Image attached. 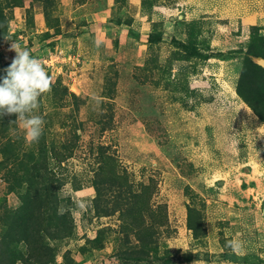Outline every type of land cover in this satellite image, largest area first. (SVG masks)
I'll return each instance as SVG.
<instances>
[{"label": "rangeland", "instance_id": "374dc122", "mask_svg": "<svg viewBox=\"0 0 264 264\" xmlns=\"http://www.w3.org/2000/svg\"><path fill=\"white\" fill-rule=\"evenodd\" d=\"M8 2L0 75L13 43L40 60L51 90L35 114L56 158L0 119L1 257L264 264V122L237 91L246 53L262 51L264 0ZM99 146L118 172L103 203Z\"/></svg>", "mask_w": 264, "mask_h": 264}, {"label": "trees", "instance_id": "16d2710c", "mask_svg": "<svg viewBox=\"0 0 264 264\" xmlns=\"http://www.w3.org/2000/svg\"><path fill=\"white\" fill-rule=\"evenodd\" d=\"M24 0H9V2L7 3V7L8 8H14V7H18L20 5H22ZM118 0H116L117 2ZM9 16L6 14L5 9H0V23H3V26L0 25V45L1 43L5 40V38L8 36V31H9ZM254 39H255V35H254ZM257 48L259 50L262 49L261 52L257 51L254 52L252 50H250L249 52L246 53V60L244 61V67L242 69L241 72V78L238 84V94L244 98L245 100H247L253 110L256 112V114L259 116L260 120L264 122V68L260 67L258 64H256V60L259 62H264V41L263 42H259ZM254 60V61H253ZM0 76H4V74H1ZM72 98L75 101H78L79 98L76 95H72ZM6 117V116H5ZM45 133L41 135L39 142H40V147H38L39 152L41 151L43 155H45V160L50 158V159H55L56 156L53 155V150L51 148H48L46 141L44 139ZM43 141V142H42ZM109 146H99L100 148V152L98 153L99 156V167L102 169V181L95 179L94 184L96 186V190L98 193V198L97 200L102 201V203L105 201L103 200L102 196H105V193H103L107 188L105 185H107L109 182H105V180L109 177L110 172L108 171V169H112L115 172H112L113 174L110 175L112 176H116L118 174V172H116V156L113 154H107L108 148ZM71 147L65 145V150L69 153L71 152ZM72 154H69V156H71ZM32 159H37V154L33 153L31 155ZM35 175V174H34ZM34 178H36V176H32V181H34ZM111 178H109L108 181H110ZM51 181V180H50ZM101 181V185L99 184V182ZM52 182V181H51ZM65 181L63 182H59V186L57 188H59L61 185H63ZM50 186L44 188L43 190L45 191L46 194H48V196H52V192L54 191V189L52 190V183L49 184ZM138 195L136 194H132V196H130L131 198H134ZM112 201V200H111ZM113 205L112 206H120L121 202L120 200L116 199L113 200ZM29 205V203H28ZM96 205H97V201H96ZM105 209L106 211L103 212L104 215H111L110 213H112V211L110 210L109 207H107L105 205ZM120 210V208L118 209ZM117 210V211H118ZM115 211V210H114ZM99 212V211H98ZM31 237L26 236L25 239H23L24 242H26L27 244V248L29 249V254L31 256H36L35 254V249H33V247L31 246ZM42 243V242H41ZM44 245H41L40 248H43ZM45 250H50L49 246L45 247ZM1 253H2V249L0 248V264H15L14 259L12 260H6L3 259L1 257ZM9 253V252H8ZM10 254V253H9ZM11 255V254H10ZM51 255V256H50ZM50 256V258H49ZM48 259H44L42 258V256H39V254H37L36 259H32L31 257H28L26 259H24L25 264H48L51 263L50 260L54 259V255L53 252L51 254H49ZM24 257V255H23ZM123 260V264H140L142 262H144L145 264H152V258H148L145 256H122L121 257Z\"/></svg>", "mask_w": 264, "mask_h": 264}, {"label": "clouds", "instance_id": "9594fccd", "mask_svg": "<svg viewBox=\"0 0 264 264\" xmlns=\"http://www.w3.org/2000/svg\"><path fill=\"white\" fill-rule=\"evenodd\" d=\"M11 50L16 52L11 64L0 76V119L15 115L22 122L25 141L38 143L43 133L44 119L35 112L39 98L51 90V79L38 58L15 43ZM235 246V245H232Z\"/></svg>", "mask_w": 264, "mask_h": 264}]
</instances>
